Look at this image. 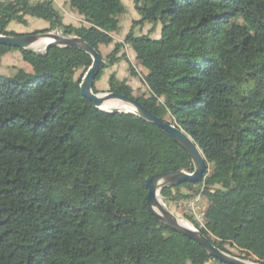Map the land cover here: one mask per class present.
<instances>
[{
  "label": "trees",
  "instance_id": "16d2710c",
  "mask_svg": "<svg viewBox=\"0 0 264 264\" xmlns=\"http://www.w3.org/2000/svg\"><path fill=\"white\" fill-rule=\"evenodd\" d=\"M54 1L0 0V34H24L9 25L35 17L50 23L35 33L58 29L102 56L115 43L96 82L130 62L120 54L129 44L149 94L115 73L109 91L184 129L211 162L201 181L163 188L165 202L206 196L194 225L264 264V0H133L140 17L123 42V0H70L81 25L65 23ZM148 23L161 24L159 38L136 32ZM14 49L0 43V58ZM20 50L30 69L0 73V264H229L148 206L146 179L192 172L188 152L157 124L85 97L87 52Z\"/></svg>",
  "mask_w": 264,
  "mask_h": 264
},
{
  "label": "water",
  "instance_id": "95a60500",
  "mask_svg": "<svg viewBox=\"0 0 264 264\" xmlns=\"http://www.w3.org/2000/svg\"><path fill=\"white\" fill-rule=\"evenodd\" d=\"M45 38L48 39V42L44 45L43 49H34V46ZM0 43L22 50H33L38 52L48 51L54 46L78 48L87 52L93 58V63L86 71L80 83L83 95L103 110H112V108H106L104 106L112 100H119L125 105L132 107L133 110H121L118 108H116V110L138 114L145 120L157 124L188 152L193 161L194 170L192 172L178 170L167 173H156L146 179V185L149 189L148 206L153 214L171 230L181 233L198 242L211 256L217 258L220 262L229 264H262L260 262L232 255L231 253L222 250L198 228L180 219L175 213L167 208L165 200L161 195V190L165 187L179 186L186 182L197 183L201 181L205 174L210 170L211 162L193 137L184 129L163 120L161 117L152 113L135 98L111 91L95 92L94 85L96 78L104 65V58L96 48L82 38L65 35L60 30L58 32H33L21 35L0 34Z\"/></svg>",
  "mask_w": 264,
  "mask_h": 264
},
{
  "label": "rangeland",
  "instance_id": "374dc122",
  "mask_svg": "<svg viewBox=\"0 0 264 264\" xmlns=\"http://www.w3.org/2000/svg\"><path fill=\"white\" fill-rule=\"evenodd\" d=\"M123 2L126 6V13L121 17V29L118 33L115 34V42L125 41L126 34L131 29L134 20L140 17L137 10L134 7L133 0H123ZM54 6L63 15L65 23H71L75 25L87 24L84 18L71 7L70 0H55ZM28 18H29L28 24H22L13 21L10 24V28L18 33L28 34V33H33L39 29H45L50 27V23L46 20L35 17H28ZM161 28H162L161 24L154 25L152 23L151 24L148 23L143 27L140 26L137 27L136 32L139 34L151 33L152 37H160ZM58 31H59L58 29H55L46 32H58ZM45 44H46L45 40L40 41L38 44L34 46V49L41 50L43 49ZM114 44L115 43L108 46L102 44L100 46L101 52L104 57L114 48ZM120 54H125L126 56H128L130 62H128L127 60H122L117 64L113 65L112 67L105 69L102 78L96 82V87L98 89V92H109V78L111 74L115 73L119 79L127 80V82L134 88V94L136 96H140L144 94L148 95L149 88L144 82V76L146 70L143 68L140 60L137 59V57H134V54L132 52V47L129 44H126ZM130 66L134 68L135 71L134 73L131 71ZM20 68L26 70L30 69L29 64L24 61L20 49H14L0 58V73L11 75L15 73L17 69ZM104 106L106 108H112V109L118 108L121 110H132L131 107L125 105L119 100L109 101ZM183 191L186 192L187 190L183 189ZM197 199L198 202H196V204L199 205L198 206L199 208L194 211L191 208V202ZM165 204L167 208L170 209L173 213H175L180 219L194 225L193 219L199 222L201 215L203 214V212H205L209 204V200L204 195H198L196 198L190 200H183L175 203L165 202ZM189 216H192V218H189ZM227 248L229 249L232 255L240 257L241 254L237 250L231 248L230 246H227Z\"/></svg>",
  "mask_w": 264,
  "mask_h": 264
},
{
  "label": "built area",
  "instance_id": "2783aa9c",
  "mask_svg": "<svg viewBox=\"0 0 264 264\" xmlns=\"http://www.w3.org/2000/svg\"><path fill=\"white\" fill-rule=\"evenodd\" d=\"M28 1H30V2H48V1H50V0H28ZM196 202H198V199L197 200H195V201H193V202H191V208L195 211L196 209H198L199 207V205L198 204H196ZM203 215H204V212H203V214L201 215V218L199 219V223H201L202 225H203Z\"/></svg>",
  "mask_w": 264,
  "mask_h": 264
},
{
  "label": "crops",
  "instance_id": "0c3cea01",
  "mask_svg": "<svg viewBox=\"0 0 264 264\" xmlns=\"http://www.w3.org/2000/svg\"><path fill=\"white\" fill-rule=\"evenodd\" d=\"M28 21H29V18H28ZM9 29H11V28H10V25H9ZM12 30H13V29H12ZM155 38H159V37H155ZM132 52H133V54H134V57H137V56H136V53H135V51H134L133 49H132ZM137 59H138V58H137Z\"/></svg>",
  "mask_w": 264,
  "mask_h": 264
},
{
  "label": "bare ground",
  "instance_id": "6f19581e",
  "mask_svg": "<svg viewBox=\"0 0 264 264\" xmlns=\"http://www.w3.org/2000/svg\"><path fill=\"white\" fill-rule=\"evenodd\" d=\"M45 40V42L47 43L48 42V39H42L41 41H44ZM123 103V102H122ZM130 107V106H129ZM132 108V107H131ZM132 110H133V108H132Z\"/></svg>",
  "mask_w": 264,
  "mask_h": 264
}]
</instances>
